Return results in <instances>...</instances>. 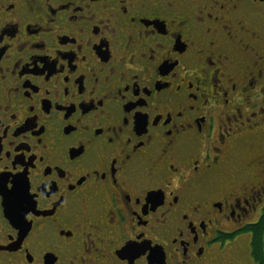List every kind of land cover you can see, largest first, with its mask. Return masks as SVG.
I'll use <instances>...</instances> for the list:
<instances>
[{
  "label": "snow or ice",
  "instance_id": "1",
  "mask_svg": "<svg viewBox=\"0 0 264 264\" xmlns=\"http://www.w3.org/2000/svg\"><path fill=\"white\" fill-rule=\"evenodd\" d=\"M44 3L25 0L30 12L39 11ZM52 6L63 11L60 5ZM73 7L76 11L70 13L69 23L77 25L78 35L84 22L92 25L85 36L97 29L95 35L108 41L106 52H101L107 59L102 61L96 52L98 66L90 67L92 86L86 90L84 74L70 69L72 53L83 50L73 40L76 47L62 49L69 51L68 56L57 61L52 55L53 62L44 60L29 78L39 77L44 85L42 94L38 88H32L33 92L56 98L43 110L46 121L40 127L43 132L47 124L49 143L36 141L38 152L27 150L24 155L30 159L25 162L19 148L15 157L10 145L5 151L7 130L0 133V157L15 161L10 167L0 164V204L12 210L8 219L23 241V248L19 243L16 248L26 257V264H45L48 253L55 254L52 264H59L64 255L73 264H165L166 247L176 253L170 246L177 242L181 243V264H251L236 258L233 251L237 231L225 237V230L213 225H219L221 217L235 218L238 223L237 210L244 212L252 200H264V103L257 108L246 95L256 80L249 77L250 84L240 90L245 93L242 103L229 95L237 93V81L242 82L252 69L264 81V0H82ZM139 21H163L164 33L154 24ZM4 29L0 23V30ZM39 30L48 36L53 32L51 25ZM177 37H183L184 46L179 56L167 43ZM38 39L37 45H42L37 47L38 54L51 55L44 50L43 38ZM90 42L83 40V44ZM12 43L0 31L3 55ZM17 43L20 47L12 55L26 50L23 41ZM5 67L0 63V85L6 79ZM19 80V88L0 87V99L8 92L25 95L23 74ZM158 81L162 82L159 90ZM221 81L227 87L201 91ZM113 84L118 86L113 88ZM182 84L187 90L183 96ZM69 89L76 103L71 108L65 104L61 112L79 113L81 104L88 110L71 121L61 114L62 123H58L54 112L59 97L70 95ZM259 92L264 100V82ZM195 93H200V106L207 109L201 113L208 118L206 128H200L202 118L185 115L200 113V106L194 107L188 99L191 94L195 100ZM77 96L87 100H77ZM93 98L98 101L95 105L88 103ZM117 98L121 103L115 108L106 106L105 101L115 104ZM28 100L36 104L31 97ZM245 105L254 109L247 116L242 112ZM24 111L34 114L32 107ZM257 115L262 119L253 123ZM194 123L198 130L191 131ZM35 124L30 120L24 128ZM46 159L54 162L46 164ZM37 161L43 169L36 167ZM165 190L170 196L166 203ZM41 200L48 203L38 211ZM41 216L53 226L52 231L44 232L43 226L34 229L32 221ZM62 233H70L71 241L62 240Z\"/></svg>",
  "mask_w": 264,
  "mask_h": 264
},
{
  "label": "flooded vegetation",
  "instance_id": "2",
  "mask_svg": "<svg viewBox=\"0 0 264 264\" xmlns=\"http://www.w3.org/2000/svg\"><path fill=\"white\" fill-rule=\"evenodd\" d=\"M82 0H67V3H64V0H52L51 4H47V0L45 3L40 6L39 11L30 12L28 7L25 4V0H0V23L5 24V29L0 30L4 32V39L5 40H12L13 43L7 46V51L3 55V49H0V63L6 65L4 71L6 74V79L3 81V84L0 85L4 90L11 89L13 86L17 88L20 87V80L19 77L21 74L25 77L24 84L26 87L25 95H18L16 92H8L7 95L0 99V133L4 132L6 129V136L4 137V144H5V151H9V145L11 146V150L13 151V156L15 157L17 154L15 149L19 148L20 152L19 155H24L27 150L31 149L33 152H38L39 144L36 141L41 140L45 144H48L51 136L48 133V126L45 123V130L43 132L40 131L41 121H46V117L43 114V110L47 111L48 103L53 102L56 98L51 96H43L38 95L37 93L32 91V88H38L40 93H43L44 85L39 77H35L34 79H29L30 77H34V73L37 69H39L42 65L44 60H48L49 62H53L51 60V56L55 55L57 57V61L62 58H65L69 55V51H64L62 49H71L76 47V44H73L75 40L77 43L82 45V52L72 53L74 56L73 63H70V69L73 67L76 69L77 73H83L85 77V88L87 90L88 87H91V76H90V67H95L97 65V54L101 55V52H106L105 45L108 43L107 40H100L98 36H96L97 29H93L94 34H89L87 36L84 33H88L89 29L92 27L91 24L81 22L83 32L81 34H77V25L75 23H69L70 20L73 19L70 13L75 12L76 9L73 7L74 4H80ZM52 5H60L63 11H58ZM45 6H47V11L45 10ZM93 11L97 10V6L90 5ZM11 8L9 11L8 9ZM126 11V10H123ZM135 11V6L129 9V14H133ZM79 14H77V19ZM85 18H87V14L85 13ZM127 19V17H124ZM55 20V24H52V21ZM45 21H48V24H45ZM141 24H145L147 26L148 23L154 24L158 27V30L161 32V35L164 33V28L162 23L163 21H139ZM51 25L53 32L51 36L46 35L44 32L40 31L39 29L49 27ZM133 26L129 24V28ZM167 27V25H166ZM67 34V35H65ZM38 37L43 38L42 43L44 45V50L51 55H40L39 49L37 47H42V45L38 46V43H41V40ZM90 40L91 42L88 44H83V40ZM17 41H23L24 44L27 46L26 50L23 52H19L15 55H12L16 48L20 47ZM99 41V42H98ZM168 45L172 47L174 55H181L180 52L184 50L183 37L180 39L177 37L176 39L168 40ZM35 49V51H34ZM55 50V51H54ZM97 52V54H96ZM3 55V56H2ZM87 58L81 63L83 58ZM102 61L107 59L106 55H101ZM16 61L21 66L20 68H16V64L13 62ZM30 62L35 64V67L32 66ZM168 61H165L167 64ZM175 61H171L174 63ZM27 69V71H25ZM163 69V66H162ZM209 71H211L209 69ZM12 73V74H9ZM161 74H165L163 71ZM256 80V85L254 88L249 87L247 89L246 95L251 97V102L255 103L257 108L264 103V100L261 98V94L259 92L260 84L264 81H261L257 77V70L252 69L250 73H245L244 77L241 80L237 81V93H229L231 97H234L237 102L243 101L245 93H242L240 90L245 88L250 84V79ZM187 82V81H186ZM175 85L176 81L172 82ZM161 81L157 82V89L159 90L162 85ZM118 85L113 84V88L117 87ZM135 87V85H131ZM153 86L150 84L149 89ZM220 87H227L224 81H221L219 85L209 84L206 88L202 87L201 91H208L211 92L213 89H218ZM35 90V89H34ZM70 95L68 97H64L61 95L59 97V104L57 105V110L54 112V115L57 117V122L62 123L59 121V117L61 114L65 115L66 118L68 117L69 121L76 119L77 115L83 116L82 111H87L88 109L85 107L87 105L81 104L82 110L79 113H71L68 112H61V109L65 107L71 108L75 105L76 101L72 99V96L75 95L71 93V89H69ZM99 94V93H97ZM156 93L153 92V95ZM187 94V90L185 89L184 85H181V96ZM217 95L219 92L217 91ZM28 97H31L33 101H36V104L30 105ZM195 100L191 99V94H188L189 101L193 104V106H200L201 95L200 93H195ZM194 98V97H193ZM77 100L84 99L87 100V97H76ZM98 101L93 98L92 100L88 101L95 105ZM209 102L211 103V97H209ZM121 101L119 98L116 99L115 104L111 101H105L106 106L110 108H115L116 105H119ZM151 103V101H149ZM32 107L34 109V114H27L24 109ZM7 108V111H5ZM31 110V109H30ZM125 110H128V106H125ZM207 111V109L200 106V113L197 112H190L186 113L185 115L188 117H195V118H202L204 120V124L200 125V128H206L208 125V118L207 116L201 117V113ZM254 111V109L249 108L248 106H244L242 108V112L245 116L249 112ZM89 114L91 115V109H89ZM15 119H13L14 117ZM24 117L23 122H21V117ZM13 117V118H12ZM87 119V117H85ZM159 117H157V120ZM262 118L257 115L256 120L253 123L258 122ZM30 120H35L36 124L35 127L32 128H24L26 124ZM155 123V121H154ZM167 123V121H166ZM176 123H180L179 120H176ZM199 123V121L197 122ZM34 126V125H33ZM212 128H213V135L216 128V121L215 117L212 121ZM22 128V129H21ZM21 130H25L21 132ZM197 126L194 123L193 128L191 131H196ZM69 129H66L67 132ZM137 134H140L142 129L138 126ZM148 131H152L151 128ZM99 133V130H98ZM23 144V145H21ZM75 151L72 152V155H76ZM30 159L29 156L24 155L25 162ZM20 160V157H17V161ZM14 162V159L5 160L0 157V164L3 166H11V163ZM54 161L45 160L46 164H51ZM22 167V165L17 164V168ZM36 167L38 169H43L44 165L39 164L36 162ZM48 170H45V174H47ZM61 176L63 175L62 172L59 173ZM33 175L30 173V176ZM39 177H37L38 179ZM35 184V180L32 181ZM43 187V186H41ZM164 200L165 203L170 199L169 193L167 190L164 192ZM46 200L38 201V211L40 208H46L47 205ZM161 211V207H156V212L159 213ZM12 210L10 208L4 207L0 204V264H26V257H24L23 253L20 252L19 249L16 248V244L19 243L20 247L23 248L24 244L23 241H20L19 232L12 226V222L8 219V215H10ZM238 212L239 222L235 218L231 220H224L222 217L220 218L219 225H215L214 227H220L225 230L224 235L227 237L231 234L232 230L235 229L238 233L237 236H234L232 239L236 243L233 245V251L236 253V258L238 259H248L251 261V264H259L255 261L252 255V247H251V239H252V232L250 230L251 227L257 225L261 219L264 217V200L257 202L252 200L250 205L245 207L244 212ZM149 216L152 215L151 209L148 210ZM32 224L36 231H39L41 226H43L44 232H50L53 230V226L49 225L48 220H46L43 216H41L38 220H33ZM55 227H66L64 225H57ZM31 231V230H30ZM210 234L211 230H209ZM65 235L62 237V240L71 241V237L67 236L69 234L62 233ZM9 237V239H8ZM225 244L228 245L229 241L225 239ZM171 248L176 249V253H172L169 248L166 247L165 249V256L166 262L165 264H181V243L177 242L170 246ZM193 247L190 245L189 252L190 254L193 251ZM71 252V246H69V254ZM199 254V253H198ZM263 254H264V236H263ZM55 255L54 253H48L45 256V264H52ZM175 256V260L171 259L172 256ZM194 259V258H193ZM30 260V257H29ZM59 264H73L70 261L68 255L61 256L59 258ZM96 264H102V261H97Z\"/></svg>",
  "mask_w": 264,
  "mask_h": 264
},
{
  "label": "trees",
  "instance_id": "3",
  "mask_svg": "<svg viewBox=\"0 0 264 264\" xmlns=\"http://www.w3.org/2000/svg\"><path fill=\"white\" fill-rule=\"evenodd\" d=\"M252 232L251 247L252 255L256 262L259 264H264V254H263V236H264V217L261 221L250 228Z\"/></svg>",
  "mask_w": 264,
  "mask_h": 264
}]
</instances>
